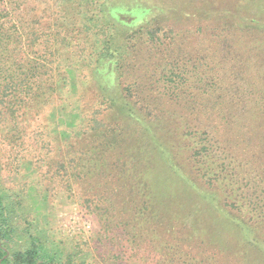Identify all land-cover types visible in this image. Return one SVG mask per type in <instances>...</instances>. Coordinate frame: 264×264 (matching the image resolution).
<instances>
[{"label": "trees", "instance_id": "16d2710c", "mask_svg": "<svg viewBox=\"0 0 264 264\" xmlns=\"http://www.w3.org/2000/svg\"><path fill=\"white\" fill-rule=\"evenodd\" d=\"M115 1L118 0H0V144H8L10 148L20 150L22 146H30L35 142L33 135L41 133L37 129H52L51 126L43 124V117L46 118L57 110H66L70 106L71 98L75 100L72 106L77 107L80 114L75 133L83 143L96 146L97 142L93 139L98 137L96 135H127L124 134V123L129 119L138 125L142 135L138 144L142 154L138 156L142 155L147 160L146 175L147 178L148 175L153 178L156 190L154 192L158 196L166 194L163 191L165 187L168 188L171 183L182 180L187 192L193 197L192 205L195 210L185 237L189 240L188 243H200L198 255L205 257L202 258L203 263L212 264L214 261L219 262L220 258L230 257L233 263L229 264H264V233L259 225L264 223V154L259 146L251 141L249 158L247 155L237 157L230 149L228 134L224 133L235 130L242 134L244 130H248L259 133V136L264 134V88L256 84L251 87V84L250 88L246 89L243 86L232 87L221 82L219 86L210 87L209 80L205 86L198 88L202 99L198 96L199 101L196 102L192 97L195 83H187L197 75L202 81L209 77L222 81L226 72L219 70L221 63L218 59L215 61L218 68L212 66V57L217 53L209 50L205 51L202 59L204 66L206 65L205 71L197 72L192 59L193 53L187 52L186 62L182 63V98L189 104L188 110L197 115L196 121L199 125L190 133L187 117L184 116V120L182 116V121L187 123L184 124V138L195 134L196 140L194 148L192 144L187 145L193 154V162L190 159L193 173L185 164H182L181 168L173 148L165 139L170 134L167 121L169 123V120L176 119L178 113H164L167 111L163 108L161 110L160 103L156 104L155 99L141 97L157 92L179 97L176 85L171 84L161 91L159 85L155 84L164 82L165 70L166 77L175 84L172 67L169 63L164 64L159 77L158 73L145 71V76L150 82L153 81L148 86L145 83L139 84L138 78L133 83L124 80L132 70L133 56L138 48L152 52L165 45L163 37H166L167 33L162 24L165 12H158L137 27H129L134 8L127 3L138 1L136 4L140 7L143 2L121 0V4ZM161 1L159 0V3ZM207 1L180 0L182 9H169L168 12L178 16L182 13L184 17L215 16L221 23V28L219 33L215 30L214 32L224 40L225 46L227 37L222 34L228 33L227 36L232 40L227 46V51L230 46L229 51L235 53L237 46L250 49V52L252 49H264L260 47V38H264V0H229L228 4L223 6H216ZM205 2L209 5H205ZM146 3L152 7L151 3ZM215 3L223 4L219 0ZM190 4L194 9L187 8ZM149 9L140 8L142 11ZM201 31L202 28L198 27L187 29L182 31V35L200 34ZM169 32L174 34L175 29L170 27ZM242 63L243 56L237 57L232 66L233 71L237 70L239 74L238 67ZM250 64L255 66L256 75L264 77V60H251ZM190 67L192 70L188 69ZM104 74L117 75L122 83L118 96L107 90L103 82ZM88 78L93 79L94 84L90 83ZM87 90L94 92L96 97L91 108L86 106ZM144 101L146 103H141ZM159 110L161 116L157 117L155 114ZM222 131L226 136L221 134ZM27 136L31 138L30 142L26 141ZM42 145L45 147V144ZM94 149L95 153L96 148ZM63 151L68 155L72 152L65 149ZM80 152L87 158H81L78 168L71 174L73 178H77L76 182L92 175L108 178L101 169L96 171L97 159L94 155L89 156L84 150ZM199 172L201 176L208 177L211 186L218 185L227 191L231 189V195L238 196L236 201L244 208L250 200L246 198V192H240H243L244 186L251 185L255 195L252 201L256 209L255 214L251 216L252 220L247 219V211L242 215L232 212L230 214V211L221 205L216 191L200 188L192 180ZM140 174L142 173L139 172L137 177V173L132 176L137 183L140 181ZM14 191L10 193L3 187L0 172V264H70L71 259L64 261L48 250L36 232L33 222L25 218L23 230L19 228L16 219L23 196L22 192L16 189ZM117 198L119 197L116 196L115 200ZM123 198L124 196L120 200ZM164 207H168V198L161 196L152 208L147 205L140 212L142 216L145 215L144 219L145 212L149 210L157 222L159 219L167 221L168 216L163 215ZM203 212L204 214L199 216ZM206 212L216 221L217 224L213 225L217 228H206L202 224L203 219L209 222L205 216ZM240 212L243 213L242 210ZM231 230L234 231L235 238L234 243L229 245L227 233ZM18 233L23 234L21 236L25 238L26 244L23 247L7 248L9 243L13 244L15 238L19 237ZM216 245L219 248H215ZM182 256L189 259L186 264H202L192 252H183ZM232 257L235 258L231 259Z\"/></svg>", "mask_w": 264, "mask_h": 264}, {"label": "rangeland", "instance_id": "374dc122", "mask_svg": "<svg viewBox=\"0 0 264 264\" xmlns=\"http://www.w3.org/2000/svg\"><path fill=\"white\" fill-rule=\"evenodd\" d=\"M140 1L144 4H141L140 7L139 4H136L138 1L127 3L134 8L132 23L129 21L128 26L137 27L158 12L164 11L162 24L166 27L167 36L163 37L165 45L157 47L152 52H145L139 48L135 51L132 70L124 80L133 83L138 78L139 84L145 83L148 86L153 81H149L145 76V71L152 74L158 73L159 77L163 65L170 64L175 74L173 75L175 84L172 83L174 81H170L166 77V70L163 71L164 82H156L155 84L159 85L161 91H164V88L171 84L176 85L180 96L161 95L157 92L151 95L147 93L146 96L141 95V97H146L149 100L155 99L156 104L160 103V109L163 108L164 111H167L164 113H169V115L174 114L171 112L178 113L176 119L169 120V123L167 121L170 134L165 139L167 144L173 148L180 167L182 168V164H185L193 173L191 170L193 154L190 153V148L187 145L192 144L194 148L196 138L195 134L187 136V139L184 138L186 136L184 124L188 123L187 128L192 133V129L197 128L199 123L196 121L197 115L188 110L189 104L182 98V63L186 62L187 57L185 55L187 52L193 53L192 59L196 64L195 70L202 73L206 67L202 60L206 54L205 51L217 53L214 58L212 57V66H215V61L218 59L221 63L219 70L222 73L226 72L222 81L214 77L202 81L197 75L187 83H195L192 88V97L197 102L199 101L198 96H200L198 88L205 86L209 80L210 87L219 86L221 82L225 85L230 84L232 87L233 85L243 86L246 89L250 88L251 84H253L251 87L256 84L264 88V77L256 75L255 66L250 64L251 60L253 62L264 60V49L255 51L252 49L253 52H250V49L237 46L235 53V51H229L230 46L227 51V46L229 42L231 44L232 40L230 36H227L228 33L222 34L223 37H227L225 46L224 40L214 32L215 30L219 33L221 28V23L215 16L212 18L206 16L184 17L182 13L178 16L168 12L169 9H182L180 0H160L161 3L159 0L153 2L150 0ZM216 1L208 0L207 2L214 3L216 6H223L227 5L229 0H219L220 3H223L222 5H217ZM115 2L121 3V0ZM146 2L151 3L152 7H149V4L147 6ZM207 2L205 5L208 6ZM141 7L150 9L149 11H142L140 10ZM187 8L192 10L194 6L190 4V7ZM170 27L175 29L174 34L169 32ZM197 27L202 28L200 34L182 35L183 30H192ZM260 42L262 44L260 47H264V38H260ZM240 56H243V63L238 67L240 69L238 74L239 71L234 67V70L237 71L234 72L232 66H234L236 58ZM255 64L260 66L259 63ZM188 69L192 70L191 67ZM103 78L107 90L118 96L122 83H120L117 75H105ZM88 80L94 84L93 79L88 78ZM79 82L77 81V83ZM90 90H87V95H85L86 106L89 108L96 100L95 93ZM70 101V106L66 110H57L54 111V114L46 118L43 117V124L51 126L52 129L51 131L45 128L37 129L41 133L40 135H33L35 142H32L30 146H22V150H20L14 147L10 148L8 144H0V172H2L3 187L10 193H14V189H16V191L22 192L23 196L18 210L19 215L16 219L19 228L23 230L25 218L33 222L36 232L41 236L42 242L48 247V250L64 261L71 259L70 264H186L189 259L182 256L183 252H192L202 264H211L203 263L202 258L205 257L201 258V255H198L200 243H188L189 240L185 237V232L191 225L195 208L192 205L193 197L187 192L182 180L171 183L168 188L165 187L163 191L166 194L161 195L163 198H168V207H164L163 210V215L169 218L167 221L159 219L157 222L152 213L150 215L149 210L145 212L146 219H144L145 215H141L140 210L147 205L152 208L155 201H159L161 196L154 192L156 190L153 186V178L149 175L147 178V160L142 155L138 156L142 154L138 145L141 141L138 125L127 119L124 123L126 131L124 134L127 135L113 137L110 134L101 133L102 135H96L98 137L93 138L97 142L96 146L87 142L83 143V141L78 140L75 133L80 122L79 110L72 106L75 100L71 98ZM141 103H146V101ZM161 110L155 116H161ZM107 116L109 118V115ZM182 116L187 117V123L182 121ZM185 117L184 120H186ZM107 121L108 119L105 122ZM187 128L186 132H188ZM224 133L228 134L230 149L237 157L241 158L247 155L246 157L249 158L248 149L251 141L255 142L264 154V134L259 136V133L248 130H244L242 134H238L235 130ZM224 133L221 132L222 135L226 136ZM28 137L25 139L30 142L31 138ZM144 141L146 142V137ZM255 143L253 144L255 145ZM42 144H45V147ZM94 148H96L95 153L93 152ZM63 149L72 151L71 155H68ZM81 150L88 152L89 156H95L97 159L96 171L101 169L100 171H103L108 178L103 175H92L84 180L80 178L76 182L77 178H73L71 174L74 169L78 168V161L87 158L84 153L80 152ZM139 172L142 174L139 175L140 181L137 183L133 177L136 173L137 177ZM199 174L200 172L192 180L200 188L205 191H216L221 205L227 211L229 210L230 214L242 215L247 211V219L252 220L251 216L255 214L256 209L252 201L255 195L251 185L244 186L243 192H240L241 194L246 192V198L250 200L244 208L242 204L236 201L238 196L231 195L233 193L231 189L227 191L218 185L211 186L208 177ZM116 196L119 198L115 200ZM122 196L124 198L120 200ZM241 210L243 213L240 212ZM202 214L204 212L199 216ZM205 216L209 222L203 219L202 224L206 228L210 226L217 228L213 225L217 224L216 221L209 216V213L206 212ZM259 225L264 233V223ZM18 235L19 237L15 238L14 243H9L7 248L23 247L26 244L25 238L21 236L23 234L18 233ZM227 236L228 241H230L227 244L234 243V231L231 230ZM215 248L219 247L216 245ZM205 256L207 255L205 254ZM229 262L233 263L230 257H227L220 258L219 262L214 261L212 264H229Z\"/></svg>", "mask_w": 264, "mask_h": 264}]
</instances>
